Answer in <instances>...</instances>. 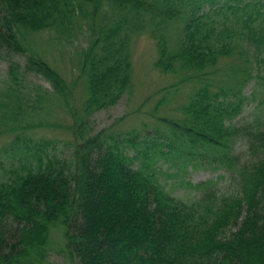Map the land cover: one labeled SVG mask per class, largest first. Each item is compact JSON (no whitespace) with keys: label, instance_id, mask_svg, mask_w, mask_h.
Returning a JSON list of instances; mask_svg holds the SVG:
<instances>
[{"label":"trees","instance_id":"16d2710c","mask_svg":"<svg viewBox=\"0 0 264 264\" xmlns=\"http://www.w3.org/2000/svg\"><path fill=\"white\" fill-rule=\"evenodd\" d=\"M103 7L109 12L101 17ZM179 21L171 49L168 35ZM83 25L94 39L69 85L30 53L24 35ZM145 28L158 43L156 67L185 81L209 75L244 45L249 64L253 57L264 68V0H0V50L28 54L25 69L11 63L0 87V135L12 137L1 151L12 163L0 182V264H49L57 226L69 264H264V120L233 123L249 96L203 86L183 106L184 120L166 121L169 138L91 133V117L129 90L130 39ZM29 73L42 75L53 91L27 80ZM78 80L87 88L81 107L74 103ZM59 99L69 124L48 122ZM36 129L68 131V155L51 154L57 144L50 141L31 140L27 132ZM158 159L223 170L217 180L225 187L199 183V196L184 201L162 184L153 167Z\"/></svg>","mask_w":264,"mask_h":264},{"label":"rangeland","instance_id":"374dc122","mask_svg":"<svg viewBox=\"0 0 264 264\" xmlns=\"http://www.w3.org/2000/svg\"><path fill=\"white\" fill-rule=\"evenodd\" d=\"M102 9L99 13L101 17L109 12L108 7ZM218 19L222 21L223 15L218 16ZM182 27L183 22L179 21L170 28L168 40L171 49L176 46ZM74 29L72 33L65 32L64 34L56 30H45L24 35L25 40L30 43V53L47 61L68 81L69 85L73 84L79 75L81 54L94 39V32L90 31L87 25L77 26ZM129 50L132 64L129 90L116 105L98 111L91 117L92 134L101 131L123 135L136 132L151 137L164 135L169 138L172 128L166 121L184 120L186 116L183 106L189 103L193 94L207 84H211L214 92L226 89L231 93L241 92L244 97L249 96V101L245 102L242 113L233 122L235 125L247 124L256 118L264 120V104L260 105V102L264 101V68L259 69L258 61L253 57L249 64L247 45L239 46L233 55L221 58L218 64L208 71L209 75L202 78H191L187 81L184 80L182 73L178 75L165 73L156 67L159 56L158 43L153 38L150 29L136 31L130 39ZM27 60L28 54H11L0 50V87L7 81L11 63L19 64L24 70ZM27 80L53 91L52 84L42 75L29 73ZM73 89L74 103L81 107L87 95L86 82L76 81ZM58 103L52 109L48 122H58L63 125L71 123L72 119L66 109L65 101L59 99ZM27 136L33 141L47 140L57 144L56 150L51 149V154L63 152V155H68L69 149L66 146H69L73 140L68 131L61 129L30 130ZM11 139L9 135H0V182L9 178L6 171L12 161L2 155L1 151ZM161 141L169 143V139L166 138H161ZM245 142L244 139L237 141L235 147L237 152L243 149ZM162 149L167 151L169 148L163 146ZM183 162L182 159L174 161L158 159V163H154L153 167L161 171L160 180L168 191L187 202L199 196V190L194 187L195 185L216 181L220 176L226 175L223 170L214 171L207 166L195 167L193 164L184 165ZM173 163L177 166L172 165ZM182 165L184 167H179ZM16 167L17 165L14 169ZM217 182H220L219 189L225 187L226 180H217ZM48 249L47 262L49 264H69L63 252L65 249L64 233L59 226L50 230Z\"/></svg>","mask_w":264,"mask_h":264}]
</instances>
